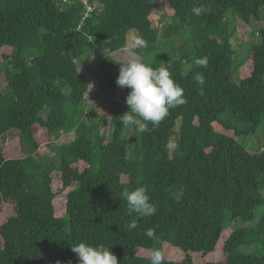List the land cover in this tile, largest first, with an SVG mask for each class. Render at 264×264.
Masks as SVG:
<instances>
[{
  "label": "trees",
  "instance_id": "1",
  "mask_svg": "<svg viewBox=\"0 0 264 264\" xmlns=\"http://www.w3.org/2000/svg\"><path fill=\"white\" fill-rule=\"evenodd\" d=\"M90 2L94 9L84 18L79 0H0V66L7 79L0 89V139L18 132L6 145L0 141V217L5 203L14 209L0 225V264H78L72 246L81 242L111 248L119 264H151L139 249L165 243L184 253L165 264H264V210L256 221V209L264 208V149L251 152L216 130L217 122L231 128L222 120L226 112L249 124L237 136L264 123V28L239 82L230 29L232 18L246 25L260 20L264 0ZM163 2L173 14L161 38L151 17ZM201 5L211 11L197 16L192 9ZM130 31L148 42L136 49L140 60L167 68L187 98L146 132L139 131L145 123L139 117L131 126L119 122L129 111V88L110 111L93 108L91 121L84 118L87 95L118 87ZM204 57L208 66L198 67L195 60ZM197 72L205 77L203 94ZM129 128L137 131L131 152ZM40 129L76 137L52 144L49 158L38 151ZM141 186L156 205L153 216L128 214L124 192ZM237 219L248 224L226 239L224 258L206 260ZM133 220L138 227L129 229ZM148 229L159 239L148 238Z\"/></svg>",
  "mask_w": 264,
  "mask_h": 264
},
{
  "label": "clouds",
  "instance_id": "2",
  "mask_svg": "<svg viewBox=\"0 0 264 264\" xmlns=\"http://www.w3.org/2000/svg\"><path fill=\"white\" fill-rule=\"evenodd\" d=\"M192 11L195 15L200 16L210 12L211 9L201 5L194 7ZM147 46L148 42L142 37L136 38L131 48L125 50L128 58L126 62L119 65V75L116 77L118 87L130 89L125 98L129 111L119 117V122L124 126H131L136 124L137 117H139L145 122L140 125L139 131L141 132L149 130L148 123H151L153 128L158 127L167 117L170 109L187 103L184 89L175 82L167 68H153L137 58L136 49ZM195 64L198 67L206 68L208 66L207 57L197 58ZM193 78L201 86L200 91L203 94L204 74L197 72ZM124 197L130 216L133 213L139 217H150L156 214V205L151 202L145 187L126 189ZM127 227L129 229L138 227L136 220L131 221ZM145 235L153 240L159 239L155 229H148ZM72 251L78 257V264H119L117 256L111 251V248L103 244L94 246L81 242L72 246ZM151 264H165L162 250H152Z\"/></svg>",
  "mask_w": 264,
  "mask_h": 264
},
{
  "label": "rangeland",
  "instance_id": "3",
  "mask_svg": "<svg viewBox=\"0 0 264 264\" xmlns=\"http://www.w3.org/2000/svg\"><path fill=\"white\" fill-rule=\"evenodd\" d=\"M173 10L169 6L167 2H163L160 4L152 13V20L153 25L157 27L158 34L161 38L164 37L165 31L169 26L172 20ZM264 28V8L262 9V18L260 20H254L250 25L244 24L240 19L232 18L230 19V29H232V43L233 47L235 48L238 59L234 60V79L239 82V80L249 74L251 68V51L252 46L254 44L259 43L260 36L259 31L260 29ZM176 38V43L181 44L182 39L179 37ZM135 31H130L128 33L127 38V48L130 49L132 44L134 43ZM125 49V50H126ZM4 51V49H2ZM126 52V51H125ZM127 55V53H126ZM128 58V57H127ZM137 58L140 59L141 57L137 55ZM238 66V67H237ZM237 67V68H236ZM7 85V79L5 77V73L0 66V89L5 88ZM99 84L97 83V87ZM66 93H69L70 90L68 87H63ZM126 89L117 87L116 89L110 91L106 90V87H101L99 90L94 92L92 95H87V104L83 107L84 110V118L87 122L91 121V117L94 116L91 109H105L110 111L113 107V102L115 100H122L123 96L125 95ZM222 120L229 124L231 128L225 129L219 122H217L216 130L220 131L221 133L228 134L230 136L235 137L240 144L245 146L247 150L251 152H259L260 150L264 149V123L258 128L255 133H242L241 135L237 136L236 132L239 129H247L249 124L242 121L241 119L237 118L233 113L226 112L222 115ZM107 128V129H106ZM102 136H105L109 132V126L104 123L101 126ZM137 131L134 128H129L125 132V137L129 140L130 143V152L133 150L134 139L136 136ZM18 135L17 131H13L9 134L3 136L0 141L3 145L9 143L14 137ZM38 140L40 142V148L38 149L41 155L51 157L54 155V151L52 148V144H60V143H69L73 141L76 137L75 131L67 132L66 130H62L58 137H51L48 136L45 131L39 130L37 131ZM176 144V137L172 140L173 147ZM55 149V146H53ZM133 156V152L130 153ZM124 180H127L125 177ZM263 206H260L256 209L257 217L256 221L260 218V214L263 212ZM14 214V209L11 204L5 203L3 207V217H0V225L10 216ZM2 216V215H1ZM247 222H243L240 219L233 221L229 224L222 234V238L217 246V249L214 253L209 254L206 256V260L219 262L224 258V243L226 239L239 227L243 225H247ZM1 241V236H0ZM1 247V243H0ZM163 251L165 258L170 260H178L180 261L184 257L183 251L170 243H165L162 248L160 249ZM151 250H142L139 249L138 254L142 256L151 257ZM194 257H200V253H192ZM197 264H201L198 263Z\"/></svg>",
  "mask_w": 264,
  "mask_h": 264
},
{
  "label": "built area",
  "instance_id": "4",
  "mask_svg": "<svg viewBox=\"0 0 264 264\" xmlns=\"http://www.w3.org/2000/svg\"><path fill=\"white\" fill-rule=\"evenodd\" d=\"M62 1L68 2V3H73L75 0H62ZM79 1H81L86 8V10L84 12V18H85L86 16L89 15L90 11H92L94 9V7L91 5L90 0H79Z\"/></svg>",
  "mask_w": 264,
  "mask_h": 264
}]
</instances>
